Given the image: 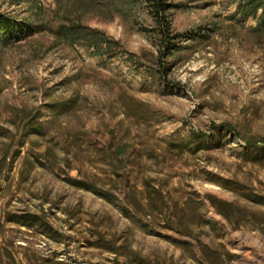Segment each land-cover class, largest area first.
<instances>
[{
  "label": "rangeland",
  "instance_id": "rangeland-1",
  "mask_svg": "<svg viewBox=\"0 0 264 264\" xmlns=\"http://www.w3.org/2000/svg\"><path fill=\"white\" fill-rule=\"evenodd\" d=\"M166 1L170 55L147 9L89 17L119 42L94 52L36 29L54 0H0V264H264V34Z\"/></svg>",
  "mask_w": 264,
  "mask_h": 264
},
{
  "label": "trees",
  "instance_id": "trees-1",
  "mask_svg": "<svg viewBox=\"0 0 264 264\" xmlns=\"http://www.w3.org/2000/svg\"><path fill=\"white\" fill-rule=\"evenodd\" d=\"M57 5L56 14L59 15V22L56 26H52L44 22L36 26L38 30L49 31L58 39L65 40L70 44H80L86 48L93 47L94 52L111 51L115 44L119 42L108 37L105 32L98 28H93L86 25L85 21L89 17L98 16L106 22L120 18L124 22H130L133 14L140 9H147L155 17L161 42L159 49L165 55H170L172 47L175 44L177 36L172 33L171 21L168 17V11L171 7L166 0H54ZM236 4L235 16H238L239 21H245L248 18H253L256 21V26L253 29L259 35L264 34V0H234ZM1 23L6 25L4 17L0 14ZM3 25L1 26L3 28ZM39 116L30 117V130L39 132L40 126ZM216 128L217 126H213ZM27 132H25L26 134ZM200 137L206 138L207 134H200ZM24 143V139L19 142V149ZM248 145H256L254 142L247 141ZM17 152H7L0 167V184L3 178L4 169L7 165V156L9 153L15 156ZM75 185L80 188H85L94 191L95 187L86 184L85 181L72 180ZM142 194L141 190H136ZM153 192L157 195H162L159 188H154ZM139 198V197H138ZM139 201L136 202V204ZM25 223V222H24ZM26 224V223H25Z\"/></svg>",
  "mask_w": 264,
  "mask_h": 264
}]
</instances>
